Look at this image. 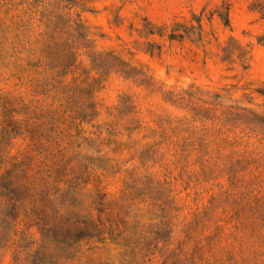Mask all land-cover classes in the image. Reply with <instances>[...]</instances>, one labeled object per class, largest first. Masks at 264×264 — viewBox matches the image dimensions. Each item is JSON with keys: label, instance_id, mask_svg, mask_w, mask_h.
I'll list each match as a JSON object with an SVG mask.
<instances>
[{"label": "rangeland", "instance_id": "1", "mask_svg": "<svg viewBox=\"0 0 264 264\" xmlns=\"http://www.w3.org/2000/svg\"><path fill=\"white\" fill-rule=\"evenodd\" d=\"M52 1L95 59L53 88L0 58V264H264V0ZM74 213L97 231L67 248Z\"/></svg>", "mask_w": 264, "mask_h": 264}, {"label": "trees", "instance_id": "2", "mask_svg": "<svg viewBox=\"0 0 264 264\" xmlns=\"http://www.w3.org/2000/svg\"><path fill=\"white\" fill-rule=\"evenodd\" d=\"M53 2L52 0H0V28L3 33L0 37V58L1 62L7 66L20 67L26 63L30 66H42L51 71L50 80L53 88L62 83L70 74H76L79 70L84 71L83 62L80 57L87 54L93 60L95 53L92 51H59L56 48L59 45H78L80 48H87L89 40L85 25L79 18H74L70 9L77 5V2ZM37 23L36 28L34 23ZM225 24L229 25L228 15L225 17ZM37 46L39 51L37 52ZM36 53H39L37 56ZM75 76L73 80H77ZM68 85V84H67ZM69 92V88L66 87ZM80 93L88 95L89 99L78 102L72 99L67 101V111L72 112L70 118L74 121L73 126H77V115L86 109L92 110L94 102L91 99V89L79 90ZM264 96V91L261 90ZM254 119H262L258 113H253ZM66 163L64 169L71 160L67 151L64 152ZM84 180L83 183H86ZM82 182L77 177L72 179L65 189V197L70 205H76L79 201L76 198V192L79 190ZM67 227L59 240L61 244L69 247H77L83 240L92 238L97 231L94 220L89 215L72 214L66 217ZM160 229L156 232L157 242H166L163 234L169 232L166 221L160 222ZM151 242L143 246L135 244L130 250L132 257L131 264H143L149 256ZM149 259V258H148Z\"/></svg>", "mask_w": 264, "mask_h": 264}]
</instances>
